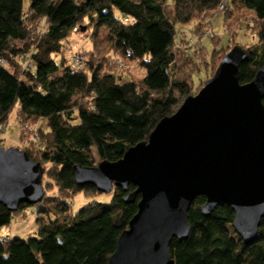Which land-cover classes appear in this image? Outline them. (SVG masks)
<instances>
[{
	"label": "trees",
	"instance_id": "1",
	"mask_svg": "<svg viewBox=\"0 0 264 264\" xmlns=\"http://www.w3.org/2000/svg\"><path fill=\"white\" fill-rule=\"evenodd\" d=\"M28 1L26 8L25 0H0V59L6 62L0 66V137L14 111L21 127L46 123L38 146L20 148L46 169L45 198L37 211V237L0 241V264H108L141 198L126 204L127 193L114 188L109 203L94 201L73 213L66 200L102 194L94 186H79L74 168L119 161L195 95L193 74L202 67L215 71L229 52L217 49L220 39L214 35L210 62L204 48L200 62L197 51L190 53L195 37H207L223 0ZM221 14L224 25L254 21L256 43L246 48L249 57L240 68V83L248 84L264 65V0H229ZM41 19L48 26L40 32ZM191 24L192 38L179 37L177 27ZM79 34L92 48L77 71L64 58V44ZM25 56L31 70L24 67ZM26 138L23 131L21 142ZM135 190L129 187V193ZM54 191L57 195H50ZM205 204L206 198L198 197L189 210V238L172 241L173 264H264V219L257 240L246 245L233 228L234 211L222 206L206 218ZM28 207L10 212L0 206V230Z\"/></svg>",
	"mask_w": 264,
	"mask_h": 264
},
{
	"label": "water",
	"instance_id": "2",
	"mask_svg": "<svg viewBox=\"0 0 264 264\" xmlns=\"http://www.w3.org/2000/svg\"><path fill=\"white\" fill-rule=\"evenodd\" d=\"M248 57L234 46L202 90L119 161L75 166L79 186L102 194L121 188L126 204L141 198L108 264H173L170 245L189 238L188 213L201 196L204 217L229 206L236 234L246 245L257 240L264 219V65L242 85ZM45 172L27 152L0 147V206L16 212L42 203ZM131 185L136 190L129 193Z\"/></svg>",
	"mask_w": 264,
	"mask_h": 264
},
{
	"label": "rangeland",
	"instance_id": "3",
	"mask_svg": "<svg viewBox=\"0 0 264 264\" xmlns=\"http://www.w3.org/2000/svg\"><path fill=\"white\" fill-rule=\"evenodd\" d=\"M134 1L138 2L139 0H134ZM168 1L169 4H172V0H168ZM28 6H29V1L25 0V7L27 8ZM249 16L252 15L249 14ZM230 23L231 24L224 25L223 14L214 16L211 20V29L209 28L206 33L207 37H205L202 40H200V38L197 39V37L194 38L195 50L194 51H192V49L190 50V53H192L191 55H195L194 52L197 51L195 58L197 59L198 62H200L201 60L199 56V54L201 53L200 49L204 48L206 50V56H205L206 62H210L212 54L215 50L213 43V41H215L214 35L218 36V38L220 39V43H219L220 45L217 49L224 48L225 51L226 50L230 51L236 45L242 46L244 48H249L250 46L256 43L254 21L251 19V17L250 19L247 17L240 24H236L237 23L236 19H233ZM194 27L195 24H191L188 26H178L177 27L178 36L181 37L182 33H184L187 35L188 39H191ZM38 29L40 30V32L44 31L46 29V23L41 22L40 20V22L38 23ZM91 48H92V44L88 37L81 34H79L78 36L76 35L64 44V52H65L64 58L66 59V61L72 62L75 53L79 52L84 55ZM85 58L87 61V56H85ZM59 60L60 59H58V61ZM131 68L133 69V72L136 73V75L140 76V71L134 64L131 65ZM217 68L215 69V71L214 69L213 70L211 69L209 70V72H206L205 68L202 67L201 72L193 74L192 79L195 84V86L193 87V93H195V95H197L205 86L206 82L214 76ZM27 125L28 124H25L23 127H21L20 123L17 121L16 111H14L10 115L9 121L4 128L3 134L0 137V146L4 148L17 147L19 149L22 147H26L30 143H33L35 147L38 146L37 143L33 142L34 138L30 133H28V130L27 131L24 130V127ZM30 125H32L36 130H38V135H37L38 140H39L40 128L44 129L45 131H48V127L46 123L43 121ZM23 131L27 136L26 138L27 142H21ZM50 195L56 196L57 193L54 191L50 193ZM111 199H112V194H101L94 199L86 198L84 194H78L74 198L66 200V203L71 207L73 213H77L89 203H92L94 201L99 203H109ZM39 208H40V204L36 206H30L25 209L23 215L14 216L11 221V224L7 227H3L0 230L1 237H8L9 239L20 238L24 240L37 237L38 227H37L36 219H37V211L39 210Z\"/></svg>",
	"mask_w": 264,
	"mask_h": 264
},
{
	"label": "built area",
	"instance_id": "4",
	"mask_svg": "<svg viewBox=\"0 0 264 264\" xmlns=\"http://www.w3.org/2000/svg\"><path fill=\"white\" fill-rule=\"evenodd\" d=\"M229 4V0H223L222 3L220 4V6L218 7L216 14L219 15L221 13H224V11L227 9ZM129 20H125V22H128ZM41 22H45L46 23V28L48 26V22L44 19H41ZM24 67L26 70H31L33 68V65L31 64V62L28 60V58L25 56L24 57ZM115 62L117 64V66H119V68H125V64L120 61L119 59H115ZM71 65L73 66V68L77 71L82 70L85 67V63H86V58L85 55H83L82 53H75L72 62H70ZM6 62L4 59H0V66H5ZM24 130L27 131L28 133H30L32 135V137L34 138L35 143L39 144V140H38V130H36L32 125L28 124L27 126L24 127ZM9 238L8 237H1L0 236V241L2 244H7L8 243Z\"/></svg>",
	"mask_w": 264,
	"mask_h": 264
}]
</instances>
